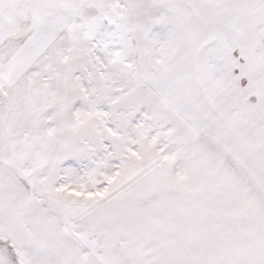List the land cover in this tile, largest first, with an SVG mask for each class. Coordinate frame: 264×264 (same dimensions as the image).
I'll return each instance as SVG.
<instances>
[{
    "label": "snow or ice",
    "instance_id": "1",
    "mask_svg": "<svg viewBox=\"0 0 264 264\" xmlns=\"http://www.w3.org/2000/svg\"><path fill=\"white\" fill-rule=\"evenodd\" d=\"M0 264H264V0H0Z\"/></svg>",
    "mask_w": 264,
    "mask_h": 264
}]
</instances>
